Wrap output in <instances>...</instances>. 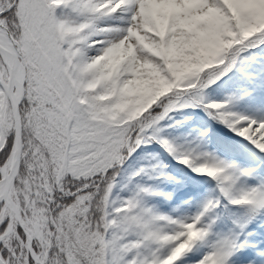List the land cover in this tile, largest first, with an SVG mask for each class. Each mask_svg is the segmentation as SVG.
I'll return each instance as SVG.
<instances>
[{"label":"snow or ice","instance_id":"snow-or-ice-1","mask_svg":"<svg viewBox=\"0 0 264 264\" xmlns=\"http://www.w3.org/2000/svg\"><path fill=\"white\" fill-rule=\"evenodd\" d=\"M0 264H264V0H0Z\"/></svg>","mask_w":264,"mask_h":264},{"label":"rangeland","instance_id":"rangeland-1","mask_svg":"<svg viewBox=\"0 0 264 264\" xmlns=\"http://www.w3.org/2000/svg\"><path fill=\"white\" fill-rule=\"evenodd\" d=\"M177 171L176 169H173V172ZM166 188V190H175L177 193V198L183 195V192L180 191L178 188H175V186L172 184V182H166L162 185Z\"/></svg>","mask_w":264,"mask_h":264}]
</instances>
